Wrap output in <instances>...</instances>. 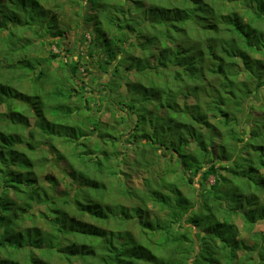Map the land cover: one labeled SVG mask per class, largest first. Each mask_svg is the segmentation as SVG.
Returning <instances> with one entry per match:
<instances>
[{
    "label": "trees",
    "instance_id": "trees-1",
    "mask_svg": "<svg viewBox=\"0 0 264 264\" xmlns=\"http://www.w3.org/2000/svg\"><path fill=\"white\" fill-rule=\"evenodd\" d=\"M260 221L264 0H0V264H264Z\"/></svg>",
    "mask_w": 264,
    "mask_h": 264
},
{
    "label": "rangeland",
    "instance_id": "rangeland-1",
    "mask_svg": "<svg viewBox=\"0 0 264 264\" xmlns=\"http://www.w3.org/2000/svg\"><path fill=\"white\" fill-rule=\"evenodd\" d=\"M72 11L69 9L68 11H67V15H70V13H71ZM70 26V35H71V39H72V41L75 39V35H76V26L74 25V22H71V24L69 25ZM88 36V35H87ZM107 117H108V114L107 113H105L104 115H102V119H107ZM196 179V178H195ZM210 181H211V178H210ZM134 183H139L138 182V179L135 177L134 178ZM196 185H197V183H195ZM256 228L257 229H260V230H264V223L263 222H258L257 223V226H256ZM240 238H245L246 237V235L245 234H243V233H241L240 234V236H239Z\"/></svg>",
    "mask_w": 264,
    "mask_h": 264
},
{
    "label": "water",
    "instance_id": "water-1",
    "mask_svg": "<svg viewBox=\"0 0 264 264\" xmlns=\"http://www.w3.org/2000/svg\"><path fill=\"white\" fill-rule=\"evenodd\" d=\"M196 193H198V189H197Z\"/></svg>",
    "mask_w": 264,
    "mask_h": 264
}]
</instances>
